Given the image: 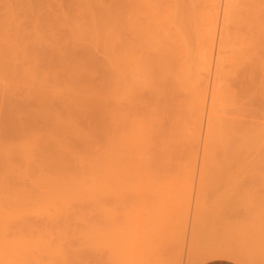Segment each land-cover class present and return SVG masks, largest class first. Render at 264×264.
<instances>
[{
  "label": "rangeland",
  "instance_id": "obj_1",
  "mask_svg": "<svg viewBox=\"0 0 264 264\" xmlns=\"http://www.w3.org/2000/svg\"><path fill=\"white\" fill-rule=\"evenodd\" d=\"M217 1L0 0V264H264V0Z\"/></svg>",
  "mask_w": 264,
  "mask_h": 264
},
{
  "label": "bare ground",
  "instance_id": "obj_2",
  "mask_svg": "<svg viewBox=\"0 0 264 264\" xmlns=\"http://www.w3.org/2000/svg\"><path fill=\"white\" fill-rule=\"evenodd\" d=\"M217 2H219V0L217 1ZM222 4V3H221ZM218 6V5H217ZM219 7H220V4H219ZM217 9V8H216ZM220 10V9H219ZM218 10V11H219ZM189 18V17H188ZM187 18V19H188ZM183 21V20H182ZM216 21V20H215ZM188 22V21H187ZM186 22V23H187ZM191 23V22H190ZM167 25V24H166ZM192 25V24H191ZM195 25V24H194ZM169 26H171V25H169ZM165 27H167V26H165ZM178 27H180V25L178 26ZM182 27V26H181ZM191 27V26H190ZM196 27H197V25H196ZM170 28H172V27H170ZM170 28H169V31L171 32V30H170ZM185 28V27H184ZM188 28V27H187ZM195 28V27H194ZM165 29V28H164ZM186 29V28H185ZM185 29H184V31H185ZM213 29H214V31H215V29L216 28H214L213 27ZM165 31V30H164ZM175 28H174V32H171V34H173V33H175ZM181 31H182V29H181ZM188 31V30H187ZM183 32V31H182ZM204 32V31H203ZM205 33V32H204ZM203 33V34H204ZM212 34H213V32H211ZM170 33H169V35H171ZM184 35V34H183ZM189 35V34H188ZM206 35V33L204 34V36ZM209 36V35H208ZM207 35L205 36V37H208ZM213 36V39H212V41H213V43L215 42V38H216V34H214V35H212ZM174 37V36H173ZM205 37H204V39H205ZM209 38V37H208ZM178 39V38H177ZM211 39V38H210ZM181 41V40H180ZM205 41V40H204ZM217 41V40H216ZM214 45V44H213ZM211 47H213V46H211ZM175 48H176V45H175ZM180 48V47H179ZM177 49H178V47H177ZM215 49V48H214ZM183 50V49H182ZM178 51V50H177ZM177 51H175V52H177ZM216 51V50H215ZM177 55L179 54V53H176ZM182 54V53H181ZM176 55V56H177ZM218 55H220V51H218L217 52V57H216V55H214V52H213V50H209V52H208V60H207V66H209V68H211L210 66H211V64L213 63L212 61H215L216 62V64L218 65V60L219 59H216V58H218L219 56ZM183 56V55H182ZM182 62V61H181ZM185 62V61H184ZM214 65V64H213ZM212 65V66H213ZM208 71H210V69H208ZM92 75V74H91ZM121 77H122V75H121ZM122 79V78H121ZM125 79V78H124ZM123 79V80H124ZM208 80H209V78H208ZM121 86V85H120ZM208 89V88H207ZM126 90L127 89H124V92H123V97L125 98L126 96H124V95H126L125 94V92H126ZM127 91H129V90H127ZM122 92V91H121ZM133 95V94H132ZM122 96V95H121ZM128 96H129V94H128ZM200 96V95H199ZM123 97L121 98V102L120 103H118V111H119V114H120V116L122 117V119H120V120H122L121 122L123 123V121H125V117H126V113H127V115L128 114H131V113H129V111H131V108H132V106H131V104H132V102H133V100H129L127 103L124 101V99H123ZM130 97H131V95H130ZM201 97V96H200ZM206 98H207V96L205 95L204 96V104H205V102H206ZM131 99V98H130ZM129 102H130V106H129ZM203 104V105H204ZM44 105V104H43ZM42 107V106H41ZM45 107V106H44ZM201 107V106H200ZM47 108V107H46ZM37 109V108H36ZM135 109V108H134ZM13 110V109H12ZM44 110V109H43ZM206 109H205V107L203 106V108H202V111H201V116H200V120H202L203 119V115H204V111H205ZM14 111V110H13ZM37 111H39V108L37 109ZM42 111V110H41ZM45 111V110H44ZM132 111H133V109H132ZM36 112H34V114H35ZM54 113H56V112H54ZM20 114V113H19ZM42 114V113H41ZM41 114H37L38 116H41ZM57 114H59V116H61L60 114L61 113H56V115ZM211 114V113H210ZM21 116V115H20ZM37 116V117H38ZM68 116V115H67ZM129 116V115H128ZM131 116H132V114H131ZM135 116V115H134ZM23 117V116H22ZM62 117V116H61ZM213 117V116H212ZM67 118H69V117H67ZM214 118V117H213ZM70 119V118H69ZM128 118L126 117V120H127ZM209 119V118H208ZM211 119V118H210ZM215 120H216V118H215ZM126 122H129V121H126ZM126 122H124V123H126ZM130 122H131V120H130ZM129 122V123H130ZM201 123V122H200ZM201 125V124H200ZM133 128V127H132ZM199 128L201 129V126H199ZM200 129H199V131H200ZM131 131H133V132H135V130H134V128H133V130H131ZM131 140V139H130ZM117 227V226H116ZM119 228V227H118ZM114 230H115V228H114ZM119 230H120V228H119ZM117 232H120V231H117ZM122 233V232H121ZM120 235V234H119ZM123 236V235H122ZM116 237V236H115ZM119 237V236H118ZM117 237V239L116 240H119L120 238H118ZM112 239V238H111ZM122 239V238H121ZM115 240V239H114ZM123 240V239H122ZM121 240V241H122ZM108 242V241H107ZM117 250V249H116ZM122 250V249H121ZM117 251H119V250H117ZM120 252V251H119ZM118 260V259H117ZM118 261H120V260H118Z\"/></svg>",
  "mask_w": 264,
  "mask_h": 264
},
{
  "label": "crops",
  "instance_id": "obj_3",
  "mask_svg": "<svg viewBox=\"0 0 264 264\" xmlns=\"http://www.w3.org/2000/svg\"><path fill=\"white\" fill-rule=\"evenodd\" d=\"M228 262H230V264H236V263H234V262H231V261H228Z\"/></svg>",
  "mask_w": 264,
  "mask_h": 264
}]
</instances>
